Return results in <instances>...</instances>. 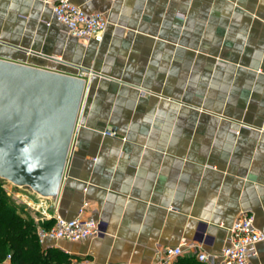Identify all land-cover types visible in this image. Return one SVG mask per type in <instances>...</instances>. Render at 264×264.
<instances>
[{"label":"crops","instance_id":"obj_1","mask_svg":"<svg viewBox=\"0 0 264 264\" xmlns=\"http://www.w3.org/2000/svg\"><path fill=\"white\" fill-rule=\"evenodd\" d=\"M54 1L0 0V58L86 78L80 125L52 208L8 191L36 236L42 213L84 202L105 232L39 243L47 261L152 264L200 233L219 254L244 212L264 234V0H70L107 17L101 42L70 37Z\"/></svg>","mask_w":264,"mask_h":264},{"label":"water","instance_id":"obj_2","mask_svg":"<svg viewBox=\"0 0 264 264\" xmlns=\"http://www.w3.org/2000/svg\"><path fill=\"white\" fill-rule=\"evenodd\" d=\"M86 89L82 76L0 58L1 183L54 206Z\"/></svg>","mask_w":264,"mask_h":264},{"label":"built area","instance_id":"obj_3","mask_svg":"<svg viewBox=\"0 0 264 264\" xmlns=\"http://www.w3.org/2000/svg\"><path fill=\"white\" fill-rule=\"evenodd\" d=\"M51 11L55 21L64 26L70 37L85 41H102L108 25V19L103 13L84 12L70 0H55L51 4ZM79 118L80 113L73 138L80 125ZM105 134L112 135L113 132L107 131ZM73 138L70 151L73 146ZM86 206L87 202H84L73 219H65L58 214L42 213L36 220L39 243L42 244L46 240L79 242L103 234L105 232L104 224L100 220L83 216V209ZM263 240L264 234L254 226L253 214L244 212L228 229L227 243L219 254L205 250L207 236L200 233L189 243L183 240L177 246L165 247L159 258L152 264H174L183 249L190 246L196 249V258L204 264H252V258L257 254L255 245ZM9 260L10 256L8 255L0 261V264H7Z\"/></svg>","mask_w":264,"mask_h":264},{"label":"trees","instance_id":"obj_4","mask_svg":"<svg viewBox=\"0 0 264 264\" xmlns=\"http://www.w3.org/2000/svg\"><path fill=\"white\" fill-rule=\"evenodd\" d=\"M0 182V261L9 264H50L42 254L29 213L17 203Z\"/></svg>","mask_w":264,"mask_h":264},{"label":"rangeland","instance_id":"obj_5","mask_svg":"<svg viewBox=\"0 0 264 264\" xmlns=\"http://www.w3.org/2000/svg\"><path fill=\"white\" fill-rule=\"evenodd\" d=\"M8 188H9V190H12V188L8 187L7 185H4V189L6 190L7 194H9V195L14 199L12 193H11L10 191H8ZM23 194H24V193H23ZM14 200H15V199H14ZM25 207H26V206L23 205V208H25ZM25 210H26V209H25ZM27 212H29V211H27Z\"/></svg>","mask_w":264,"mask_h":264}]
</instances>
